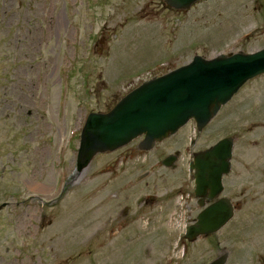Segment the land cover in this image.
Masks as SVG:
<instances>
[{
    "label": "rangeland",
    "instance_id": "rangeland-1",
    "mask_svg": "<svg viewBox=\"0 0 264 264\" xmlns=\"http://www.w3.org/2000/svg\"><path fill=\"white\" fill-rule=\"evenodd\" d=\"M262 49L264 0H208L184 13L162 0H0V264H119L96 232L114 155L75 172L87 115L195 56ZM262 90L264 78L247 84L213 123L229 122L235 163L264 160ZM253 218L228 264H264V223ZM146 236L150 245L160 235ZM193 252L195 264L209 263ZM143 259L126 264H157Z\"/></svg>",
    "mask_w": 264,
    "mask_h": 264
},
{
    "label": "flooded vegetation",
    "instance_id": "flooded-vegetation-1",
    "mask_svg": "<svg viewBox=\"0 0 264 264\" xmlns=\"http://www.w3.org/2000/svg\"><path fill=\"white\" fill-rule=\"evenodd\" d=\"M262 78L264 75L258 79ZM217 116L203 129L194 121L189 122L150 150L141 149L144 138H139L111 153L114 158L110 168L115 178L109 196L110 209L104 221H98L103 225L96 232L98 245L109 249L112 261L126 264L142 254L144 261L174 264L175 253L179 256L177 264L180 260L195 264L190 257L194 251L195 258L197 250L200 254L205 252L209 262L226 255L228 264L232 245L242 236L244 217L252 215L258 224L264 223V160L240 164L232 159L230 172L222 175L220 184H211L210 173L205 195L197 193L199 172L195 158L229 137L236 145L226 118L219 127L214 126ZM240 119L239 115L234 127ZM218 135L221 137L216 139ZM205 212L211 229L222 222L223 216L231 214V219L215 232L187 240L186 231H196L199 217ZM149 234L160 236H155L156 242L149 245ZM145 240L147 248L142 252L138 245Z\"/></svg>",
    "mask_w": 264,
    "mask_h": 264
},
{
    "label": "water",
    "instance_id": "water-1",
    "mask_svg": "<svg viewBox=\"0 0 264 264\" xmlns=\"http://www.w3.org/2000/svg\"><path fill=\"white\" fill-rule=\"evenodd\" d=\"M168 9L185 11L202 0H163ZM264 73V50L252 54H221L213 59L196 56L178 69L144 82L123 97L108 113L90 114L81 135L77 172L89 166L98 154L113 152L138 137H144L141 148L150 150L177 133L190 120L202 129L250 79ZM232 140L219 142L195 158L197 193L205 195L211 173V184H220L230 171ZM5 205L0 206V211ZM231 219L223 216L216 227L209 226L207 213L199 217L197 230L187 237L207 235L219 230ZM211 229V230H210ZM226 257L212 264H225Z\"/></svg>",
    "mask_w": 264,
    "mask_h": 264
}]
</instances>
